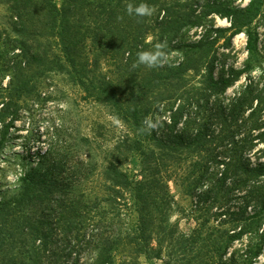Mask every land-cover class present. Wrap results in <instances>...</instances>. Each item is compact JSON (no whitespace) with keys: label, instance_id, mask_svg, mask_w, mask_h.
I'll return each instance as SVG.
<instances>
[{"label":"trees","instance_id":"1","mask_svg":"<svg viewBox=\"0 0 264 264\" xmlns=\"http://www.w3.org/2000/svg\"><path fill=\"white\" fill-rule=\"evenodd\" d=\"M201 1L65 0L59 6L55 0H4L14 34L0 32V119L9 118L7 126H13L17 101L37 90L41 76L56 71L108 105L136 134L125 135L108 151L103 193L95 197L74 189L88 179V170L95 172L94 161L71 167L69 160H59L61 153L48 149L41 165L28 167L18 177L16 193L0 201V264H140L143 255L164 264H228L235 261L226 260L231 242L252 229L264 237L258 227L261 213L239 217L229 204L244 192L246 205L264 207V149L259 147L264 144V88L247 84L228 103L220 101L248 69L229 67L217 76V56L211 55L214 31H232L231 37L245 32L253 52L252 24L264 0L245 6ZM129 3H147L155 11L142 18L129 15ZM210 15L231 25L209 24ZM187 27L206 31L196 41L177 44ZM152 31L156 38L148 41ZM49 38L55 48L44 45ZM163 41L167 53L185 50L184 60L153 69L133 67L139 51ZM104 61L113 65L111 74L102 72ZM162 105L156 128L141 131L143 121ZM80 139L82 146L70 145L85 151L89 138ZM131 155L140 161L137 176L124 168ZM171 182L197 199L198 210L206 208L189 235L171 219L176 204ZM125 207L138 215L133 227L124 223ZM216 207L223 210L213 211ZM218 215L226 219L214 225ZM229 222L249 229L219 228ZM262 249L261 244L245 260L252 261Z\"/></svg>","mask_w":264,"mask_h":264},{"label":"rangeland","instance_id":"2","mask_svg":"<svg viewBox=\"0 0 264 264\" xmlns=\"http://www.w3.org/2000/svg\"><path fill=\"white\" fill-rule=\"evenodd\" d=\"M55 1L61 6L65 0ZM163 1L172 3L174 0ZM228 1L233 5L245 6L250 0ZM201 2H204V0ZM194 7L198 12L205 11L201 6L195 5ZM208 18L212 19V23L209 22V24H215L216 27H229L231 25L228 19L217 15H210ZM13 19L9 4L4 0H0L1 33L14 34L11 25ZM205 31L204 27H187L181 31L176 43L196 41ZM231 32L214 31L211 33V39H215L211 55L217 56L216 75L219 76L224 73L229 67L235 69L247 68L248 70L232 86L227 88L224 94L220 95V101L225 103H228L247 84L258 89L264 88V6H262L261 14L252 24L255 39L253 52L248 50V36L245 32H240L233 37H231ZM153 33L155 32L150 33L148 41L156 38ZM43 41L44 45L48 47L54 45L55 48L56 42L53 38ZM184 51L172 48L168 52L166 64H177L183 61ZM101 68L104 73L111 74L113 72V65L107 61L102 63ZM2 80L3 84L7 85L9 75L6 74ZM17 102L18 105L15 107L17 109V120L13 126H7L9 118L8 120L0 119V201L4 197H12L16 193L19 184L18 177L28 167L41 165V162L45 159L44 153L48 149L51 150L53 155L61 153L59 160H69L67 163L71 167L76 166L81 160L94 161L93 165L97 166L95 172L91 173V170H88V179L85 178L74 189L84 191L91 197L102 194L104 179L101 172L107 162L108 151L125 135H135L136 131L126 122L116 117L108 105L89 97L64 72L50 71L44 74L38 80L37 90ZM163 110L164 106L162 105L160 112H157L158 114L150 119L152 122L155 121L156 126L160 123L162 115H164ZM165 115L168 116V114ZM81 136L89 138L88 146L84 147L85 151L78 148L74 149L70 145L80 143V146H82ZM259 147L264 149V144ZM91 152L93 157L87 156ZM257 155H253L252 158L256 160ZM139 162L136 155H131L123 163L124 168L130 175L137 176L140 173ZM170 187L176 199L171 219L178 223L181 231L189 235L201 223L206 208L198 210L197 199L184 194L174 182L170 183ZM262 193H264V190H262ZM236 194L238 193L236 192ZM243 194L244 192H240L239 195L241 196L233 197L229 201L231 205L230 212L239 217L261 213L263 217L258 227L262 232L264 230V207L251 201L246 205L242 197ZM124 209V223L133 227L137 223L138 215L133 208L125 207ZM221 210L223 208L217 210L216 207L213 209V211ZM223 219H226L225 215H218L212 222L214 225H219ZM235 224L229 222V224L225 223L219 228L229 227L237 231L242 227L249 229L242 222L236 224L237 226ZM252 230L255 231V229ZM253 231L231 242L232 245L228 249L226 260L233 257L235 261L227 260L228 264H264V237H258ZM261 244L263 249L260 255L252 261L250 259L245 260L248 255H253ZM195 245L198 246V243ZM139 263L164 264L162 260H149L144 255L140 257Z\"/></svg>","mask_w":264,"mask_h":264},{"label":"clouds","instance_id":"3","mask_svg":"<svg viewBox=\"0 0 264 264\" xmlns=\"http://www.w3.org/2000/svg\"><path fill=\"white\" fill-rule=\"evenodd\" d=\"M155 8L147 3H140L137 6L129 3L127 5V12L129 15L135 14L137 17L152 16ZM167 48V42H158L151 49L141 50L137 53V60L133 67H139L141 65L148 69L158 68L164 66L168 61V53L165 51ZM156 128L150 119L143 121V127L141 131L151 132Z\"/></svg>","mask_w":264,"mask_h":264}]
</instances>
